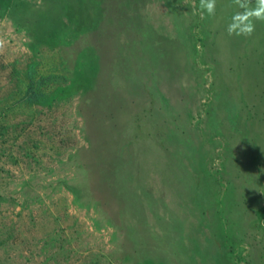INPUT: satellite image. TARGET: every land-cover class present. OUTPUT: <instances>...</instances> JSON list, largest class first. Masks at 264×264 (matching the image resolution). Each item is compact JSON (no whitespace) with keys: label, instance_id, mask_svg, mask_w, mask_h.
Listing matches in <instances>:
<instances>
[{"label":"rangeland","instance_id":"374dc122","mask_svg":"<svg viewBox=\"0 0 264 264\" xmlns=\"http://www.w3.org/2000/svg\"><path fill=\"white\" fill-rule=\"evenodd\" d=\"M10 1L0 264H264V22L229 36L232 0Z\"/></svg>","mask_w":264,"mask_h":264},{"label":"clouds","instance_id":"9594fccd","mask_svg":"<svg viewBox=\"0 0 264 264\" xmlns=\"http://www.w3.org/2000/svg\"><path fill=\"white\" fill-rule=\"evenodd\" d=\"M232 3L243 9V11L232 16L231 22L227 26L228 35L252 36L256 27L254 21L264 22V0H255V7H251L252 0H232ZM199 7L201 9V19L204 18V13L214 15L216 0H200Z\"/></svg>","mask_w":264,"mask_h":264},{"label":"trees","instance_id":"16d2710c","mask_svg":"<svg viewBox=\"0 0 264 264\" xmlns=\"http://www.w3.org/2000/svg\"><path fill=\"white\" fill-rule=\"evenodd\" d=\"M4 3H5V6H7V5H9L10 3H12L10 0H4ZM64 6V7H63ZM62 7L63 8H66V5L65 4H63L62 5ZM50 7H45L43 10H40L39 8H35V10H31V11H28L27 10V12H26V14L27 13H30L32 16L30 17V18H32V21L34 22V24L36 23L35 22V19H37V16H38V18H40L39 20H38V24H42V25H45L44 27H45V29H47V26H48V23H49V19L47 18V15H46V13H47V11H48V9H49ZM37 24V25H38ZM45 32L47 31V30H44ZM48 31H49V26H48ZM31 68L33 69V68H36V64H33V65H31ZM30 77V76H29ZM60 90H56V91H54L53 92V95H55V94H57V92H59ZM58 95V94H57ZM49 98H51V99H53V98H55V96H50ZM40 100V99H39ZM49 100V99H48ZM47 100V101H48ZM258 214H259V216L260 217H264V209L263 210H261V211H259L258 212Z\"/></svg>","mask_w":264,"mask_h":264}]
</instances>
